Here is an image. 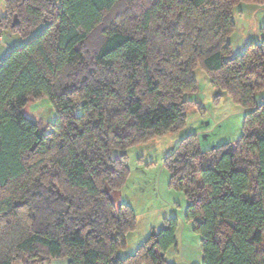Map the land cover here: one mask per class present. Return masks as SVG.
<instances>
[{
	"label": "trees",
	"instance_id": "16d2710c",
	"mask_svg": "<svg viewBox=\"0 0 264 264\" xmlns=\"http://www.w3.org/2000/svg\"><path fill=\"white\" fill-rule=\"evenodd\" d=\"M242 3L264 6L4 0L0 35L25 44L0 61V264H169L175 220L118 256L136 217L113 196L127 182L129 149L183 128L196 69L247 114L235 143L202 151L196 135L184 138L164 160L169 185L188 200L201 264H264V38L231 57ZM43 99L51 125L22 113Z\"/></svg>",
	"mask_w": 264,
	"mask_h": 264
},
{
	"label": "rangeland",
	"instance_id": "374dc122",
	"mask_svg": "<svg viewBox=\"0 0 264 264\" xmlns=\"http://www.w3.org/2000/svg\"><path fill=\"white\" fill-rule=\"evenodd\" d=\"M4 0H0V16L5 15ZM235 30L229 38L231 57L241 55L250 44H259L264 38V6L242 3L232 12ZM25 41L11 32L0 35V61L13 49L22 48ZM197 93L186 95L192 103L186 113L183 128L167 133L145 145L126 152L129 176L125 186L113 198L115 203L130 207L136 217V229L126 236V247L118 256L132 255L148 238L150 231L164 229L168 221L175 220L177 248L167 255L169 264H201L200 239L185 221L188 200L184 193L173 190L170 176L164 166L165 158L191 135H196L200 149L206 151L227 143H235L242 135L247 110L233 102L220 90L213 88L207 75L200 69L193 72ZM264 102V92L257 103ZM23 116L44 125L53 124L56 115L48 102L29 101ZM120 152H113L118 157ZM15 264H23L17 262Z\"/></svg>",
	"mask_w": 264,
	"mask_h": 264
},
{
	"label": "crops",
	"instance_id": "0c3cea01",
	"mask_svg": "<svg viewBox=\"0 0 264 264\" xmlns=\"http://www.w3.org/2000/svg\"><path fill=\"white\" fill-rule=\"evenodd\" d=\"M169 253V252H168ZM167 253V255H168ZM167 257V256H166ZM68 262L66 260H61V261H54V262H51L49 264H67Z\"/></svg>",
	"mask_w": 264,
	"mask_h": 264
},
{
	"label": "water",
	"instance_id": "95a60500",
	"mask_svg": "<svg viewBox=\"0 0 264 264\" xmlns=\"http://www.w3.org/2000/svg\"><path fill=\"white\" fill-rule=\"evenodd\" d=\"M17 19H16V17L14 18V20H13V24H12V27H14L16 24H17Z\"/></svg>",
	"mask_w": 264,
	"mask_h": 264
}]
</instances>
